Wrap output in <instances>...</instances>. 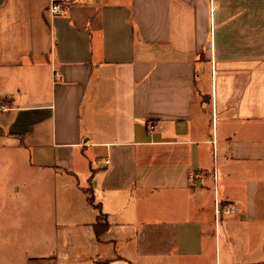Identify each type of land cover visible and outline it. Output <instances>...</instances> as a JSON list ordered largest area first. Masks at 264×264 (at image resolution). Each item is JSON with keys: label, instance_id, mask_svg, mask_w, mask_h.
I'll use <instances>...</instances> for the list:
<instances>
[{"label": "crops", "instance_id": "crops-1", "mask_svg": "<svg viewBox=\"0 0 264 264\" xmlns=\"http://www.w3.org/2000/svg\"><path fill=\"white\" fill-rule=\"evenodd\" d=\"M261 236L264 0H0V264H264Z\"/></svg>", "mask_w": 264, "mask_h": 264}, {"label": "built area", "instance_id": "built-area-1", "mask_svg": "<svg viewBox=\"0 0 264 264\" xmlns=\"http://www.w3.org/2000/svg\"><path fill=\"white\" fill-rule=\"evenodd\" d=\"M47 12L53 16L61 15L64 13V5L61 3L53 2L51 6L47 9ZM155 127L156 126L154 124H150L149 125L150 131H153ZM235 211H236L235 206H228L226 208H223L220 202H216V215L218 218L221 217L222 214H231L234 213Z\"/></svg>", "mask_w": 264, "mask_h": 264}, {"label": "trees", "instance_id": "trees-1", "mask_svg": "<svg viewBox=\"0 0 264 264\" xmlns=\"http://www.w3.org/2000/svg\"><path fill=\"white\" fill-rule=\"evenodd\" d=\"M89 201L93 202L92 199L89 197L88 198ZM107 223L106 222H101L97 225V227H95V232H96V235L98 236L99 234H101V232H103L105 230V228L107 227Z\"/></svg>", "mask_w": 264, "mask_h": 264}, {"label": "rangeland", "instance_id": "rangeland-1", "mask_svg": "<svg viewBox=\"0 0 264 264\" xmlns=\"http://www.w3.org/2000/svg\"><path fill=\"white\" fill-rule=\"evenodd\" d=\"M256 240H258V241H263V240H264V237L261 236V237L257 238ZM257 243H258V242L256 241V244H257ZM261 250H262V252H263V254H261V259L264 260V248H263V249L261 248Z\"/></svg>", "mask_w": 264, "mask_h": 264}]
</instances>
